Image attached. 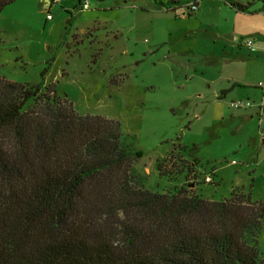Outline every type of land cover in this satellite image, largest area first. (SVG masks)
<instances>
[{"label":"rangeland","instance_id":"rangeland-1","mask_svg":"<svg viewBox=\"0 0 264 264\" xmlns=\"http://www.w3.org/2000/svg\"><path fill=\"white\" fill-rule=\"evenodd\" d=\"M88 3L87 9L79 0L7 5L0 13V75L54 83L79 114L119 121L141 154L135 165L149 189L187 183L215 200L240 189L264 204L263 91L256 87L264 78L261 4L243 13L225 0H199L188 14L185 5L166 9L156 0ZM250 39L257 49L246 47ZM233 77L250 85L219 98ZM248 91L251 106L231 105L247 101ZM169 154L178 156L176 164L196 162L198 178L159 175L156 162ZM207 176L214 181L202 183ZM258 248L264 258V228Z\"/></svg>","mask_w":264,"mask_h":264},{"label":"trees","instance_id":"trees-1","mask_svg":"<svg viewBox=\"0 0 264 264\" xmlns=\"http://www.w3.org/2000/svg\"><path fill=\"white\" fill-rule=\"evenodd\" d=\"M225 2L264 11V0ZM176 157L158 159L157 173L198 178L196 162ZM140 158L119 121L79 114L54 83L0 75V264H264L262 202L240 189L218 200L187 183L149 189Z\"/></svg>","mask_w":264,"mask_h":264},{"label":"crops","instance_id":"crops-1","mask_svg":"<svg viewBox=\"0 0 264 264\" xmlns=\"http://www.w3.org/2000/svg\"><path fill=\"white\" fill-rule=\"evenodd\" d=\"M240 2H242V1H240ZM198 8H199V4H198ZM257 8L258 9H256V10L259 11L260 6L257 5ZM259 12L264 13V11H259ZM255 44L256 43H254V40H253V43L250 46H248L246 44V42H245L246 47H248L250 50L251 49H257V46H254ZM259 48H260V46H258V49ZM229 84H230V86L224 87V88L220 89L221 93L219 95V98L225 97L226 96V93H228L230 90H232L234 92L237 88L248 87L250 85L248 83H245L244 81H241L240 79H238V77L229 78ZM256 87L261 88L262 91H263V95L261 96V102L262 103L259 105V111L262 112V113L260 112V114H261L260 125L263 126L264 125V120H262L263 119L262 116H263V112H264V78L261 79L260 83ZM237 95H238V98H240V99H244L245 98L244 95L240 94L239 90H237ZM251 96L252 95H251V93L249 91L246 92L247 100H249ZM256 97L257 96L254 95L253 96V100H257V99H255ZM261 126H260V133L262 135H264V128L261 127ZM213 181H214V179H213Z\"/></svg>","mask_w":264,"mask_h":264},{"label":"built area","instance_id":"built-area-1","mask_svg":"<svg viewBox=\"0 0 264 264\" xmlns=\"http://www.w3.org/2000/svg\"><path fill=\"white\" fill-rule=\"evenodd\" d=\"M53 1L55 2V1H57V0H53ZM198 4H199V0H198V1H191V2H189V3L186 5V9H187V11H188V12H191V13L196 12L197 9H198ZM83 8H85V9L89 8V3L86 2V3L83 5ZM49 17H51V15H49ZM252 43H253V41H252L251 39L248 40V41H246V44H247L248 46H250ZM231 105L234 106V107H238V108H240V107H249V106L252 105V103H251L249 100H247V101L238 100V101H234V102H232ZM233 162H235V161H233ZM211 179H212V178H211L210 176H207V177H206V180H207V181H210Z\"/></svg>","mask_w":264,"mask_h":264},{"label":"water","instance_id":"water-1","mask_svg":"<svg viewBox=\"0 0 264 264\" xmlns=\"http://www.w3.org/2000/svg\"><path fill=\"white\" fill-rule=\"evenodd\" d=\"M48 1V0H47Z\"/></svg>","mask_w":264,"mask_h":264}]
</instances>
